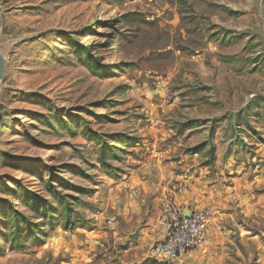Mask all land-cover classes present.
<instances>
[{
    "label": "rangeland",
    "instance_id": "1",
    "mask_svg": "<svg viewBox=\"0 0 264 264\" xmlns=\"http://www.w3.org/2000/svg\"><path fill=\"white\" fill-rule=\"evenodd\" d=\"M0 18V264H264V0ZM164 197L209 225L161 263Z\"/></svg>",
    "mask_w": 264,
    "mask_h": 264
},
{
    "label": "built area",
    "instance_id": "2",
    "mask_svg": "<svg viewBox=\"0 0 264 264\" xmlns=\"http://www.w3.org/2000/svg\"><path fill=\"white\" fill-rule=\"evenodd\" d=\"M159 226L162 238L151 248V257L166 263L199 247L206 235L209 214L202 210L182 208L170 199H162Z\"/></svg>",
    "mask_w": 264,
    "mask_h": 264
},
{
    "label": "water",
    "instance_id": "3",
    "mask_svg": "<svg viewBox=\"0 0 264 264\" xmlns=\"http://www.w3.org/2000/svg\"><path fill=\"white\" fill-rule=\"evenodd\" d=\"M0 26H1V18H0ZM4 69H5V60L0 53V81L4 76ZM134 238H135L134 235L130 236V239H134Z\"/></svg>",
    "mask_w": 264,
    "mask_h": 264
}]
</instances>
